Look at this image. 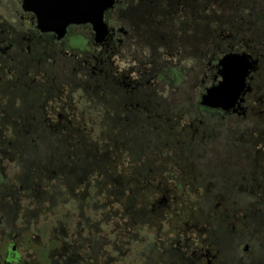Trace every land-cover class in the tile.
I'll return each mask as SVG.
<instances>
[{
	"label": "flooded vegetation",
	"instance_id": "obj_1",
	"mask_svg": "<svg viewBox=\"0 0 264 264\" xmlns=\"http://www.w3.org/2000/svg\"><path fill=\"white\" fill-rule=\"evenodd\" d=\"M4 1L0 0V102L2 86L8 84V75L14 77L12 70L18 71L21 67L29 76L31 68L41 69L43 64L46 67L60 65V72L64 75L71 68V79H59L64 80L62 82L69 88L89 87L93 92L106 90L108 107L112 110L120 107L118 111L126 115L123 119L112 116L110 121L114 125L146 128L152 123L157 124L156 118L162 117H147L144 113L171 112L180 108L186 114L204 112L216 119L235 124L248 122L264 130V0H116L114 8L105 14L108 35L102 43L97 42L89 25L70 26L67 36L59 41L56 35L43 34L38 30L36 16L23 10L22 0H15V3L14 0H8V3ZM9 14L13 15L11 20L7 18ZM239 15L247 17L241 18ZM259 24L261 28H258ZM228 56H246L251 63H256L254 71L249 73L246 88L235 108L224 111L204 107L202 98L222 80L221 62ZM76 76L77 81L74 82L72 78ZM40 77L37 76L38 79ZM37 81L33 80L32 84ZM52 83L45 86L49 95H42L44 103L62 94L57 91L62 86L56 83V79ZM196 90L197 101L194 96ZM50 91L56 95H50ZM30 99L35 98L31 96ZM62 118L59 115V119ZM196 122L202 124L201 121ZM193 127L191 124L190 129ZM235 135L231 133V136ZM160 138H155L158 140L156 149ZM213 138V135L204 140L193 138L184 144L180 152H175V156L184 160H201L208 148L202 151L200 147H206ZM2 141L0 129V156L4 155ZM240 141L241 148L234 151L230 148L238 156L241 166L234 176L239 174L247 181L255 175L264 176V172L254 163L258 157L262 159L256 146ZM149 174L145 173L144 176ZM172 186L175 189H168V186L162 189V185L155 183L144 184L138 191L153 194L154 199L142 202L139 207L142 216L120 219L128 224L129 220L137 218L143 224L146 223L148 210L158 212L153 221L161 220L163 214L164 218L172 216L170 194L180 189L175 183ZM250 186L248 183L244 190L247 191ZM37 187L28 184L25 188L20 184L19 188L14 187V196L12 194L10 197L14 203V219L22 214L25 224L29 226L33 224L36 211L33 209L36 204L35 192L42 188V195L45 196L42 204H36L42 207L37 211L45 214L50 211V207L46 206L53 203L49 185L44 189L43 186H39L40 189ZM128 187V184L122 186L125 196L134 191ZM260 194L252 205L254 214L244 217L245 220L249 219L250 224L262 223L264 191ZM18 202L23 204L21 209ZM205 220L209 221L207 218L201 219ZM201 221L193 226L186 225L185 231L164 239L160 245L156 244V248L146 251L143 254L144 264H264V259L258 258L247 242L242 240L235 248L231 247L229 240H232L234 233L209 231L203 224L205 222ZM91 229L94 231L90 235L96 236L97 224L91 225ZM83 230L71 234L65 224L53 230L52 233L59 236L64 246L59 251L61 260L65 258L66 238L78 237L77 244H87L84 240L86 231ZM12 244L8 256L12 255L14 264H18L19 243L14 238ZM112 244L122 249L127 247L124 240ZM109 260L108 264L121 261L111 257ZM123 263L127 264V258ZM88 264H99L98 257L94 255Z\"/></svg>",
	"mask_w": 264,
	"mask_h": 264
},
{
	"label": "rangeland",
	"instance_id": "obj_2",
	"mask_svg": "<svg viewBox=\"0 0 264 264\" xmlns=\"http://www.w3.org/2000/svg\"><path fill=\"white\" fill-rule=\"evenodd\" d=\"M14 7L16 8L15 5ZM239 16L247 17L246 15ZM11 17L13 15L9 14L7 18ZM261 27L259 24L258 28ZM18 69V71L12 70L14 77L8 75L6 79L8 84L2 86L3 95L0 102L2 125L0 129L3 135L1 145L3 149L11 142L39 141L38 138L50 146L59 142L58 139L52 138L54 134L59 135L65 141L81 142L85 147L97 146L99 152L106 151L110 157L106 167L112 176L122 177L130 186L128 188L138 194L137 207H140L145 199H154L153 194L138 191L146 183L160 184L162 189L166 186L168 189H175L172 186L173 183L180 187L179 190H174V193L170 194L172 216L168 215V218H164L163 214L161 220L153 221L152 225L143 223L134 228L140 245L129 248L131 252L123 250L124 255H129L127 264H144L143 254L150 251L151 246L160 245L164 239L176 236L177 233L186 230V225L193 226L202 218L209 219V221H201L205 222L203 224L209 231H220L227 234L232 232V235L234 233L232 240H229L232 242L231 247L235 248L243 240L250 245L252 252L258 258L264 259V215L260 225L250 224L249 219H244L245 216L254 214L252 205L256 203L255 198L261 196L260 193L264 191V176L255 175L248 181L239 174L235 177L236 171L241 166L238 156L233 152L241 148L240 140L256 146L262 159L259 160L258 157L254 163L256 162L257 168L264 172V130L252 123H230L227 120L211 117L204 112L192 111L186 114L180 108L171 112L164 110L152 112V114L144 113L147 117L153 115L162 117V119L156 118L157 124L152 123L149 127L141 128L146 132H152L155 138H161L158 149L138 152L128 141L129 130L127 128L122 130L120 125L110 123L112 116L123 119L126 115L118 111L120 107L115 110L108 107L106 90L93 92L89 87L69 88L62 82L64 80L59 81V79L68 77L71 79L72 76L69 75L71 68L64 75L61 73L60 65L46 67V64H43L41 69L31 68L29 76L21 67ZM38 75L42 77L38 79ZM53 79H56V83L62 86L57 88V91H61L62 94L60 96L57 94L58 97L44 103L42 95H49L46 85L53 84ZM72 79L76 82L77 76ZM33 80H38V83L33 85ZM54 94L56 95L51 92L50 95ZM197 94L196 90L195 101H197ZM30 95L35 99H30ZM59 115L63 117L62 120L59 119ZM196 120L201 121L202 124ZM59 122L62 123L59 124ZM191 124L194 126L192 129H190ZM138 128L134 126L132 133L137 132L135 139L137 144L141 145L139 148H143L146 145L143 139L145 135ZM231 133L236 135L231 136ZM212 135L214 138L212 141L209 140L211 143L206 147H200L202 151L208 148L203 159L184 160L175 156V152H180L184 144L189 143L193 138L204 140ZM156 141L154 146H150L151 149L158 143V140ZM37 145L35 148H38ZM49 146L47 145L40 153L18 155V153L9 152L0 156V264H4L7 259L14 238L19 243L18 249L21 257L19 264H37L34 224L26 225L22 214L18 216L17 213L18 217L14 219V203L10 197L12 194L14 196V187L19 188L21 181L27 179L25 173L29 169H34L36 166L44 167L45 163L47 166L48 159L55 156L53 152L55 147ZM195 147L198 148V146ZM161 152L167 154L161 155ZM21 157L24 158L22 165L19 161ZM145 164L150 167V174L137 176L136 171ZM47 183V180L43 179V189L48 185ZM94 183L96 184L97 181ZM248 183L252 185L250 187L253 190L250 187L247 191L244 190ZM56 192V197H54V200L58 202L56 208L52 206L53 211L50 210L45 214L38 212L39 218L40 216L46 219L61 217L60 220L54 221L55 225L50 228L51 233L47 237H52L53 230L60 227L58 224L60 222L66 225L67 231L71 234L75 233V230L82 232L83 229L80 228H85L86 223L89 226L97 224V235L103 237L106 243H116L120 239L117 234L113 233H120L125 223L116 221V216H121L122 212L114 197H108L98 190L88 189L86 191L88 195L84 199L91 196L94 200L93 204H97L98 209L90 210L83 206L80 210V203L73 200V197L66 193L60 185L57 186ZM74 194L82 198L84 193L76 189ZM49 195L53 197L54 193ZM131 196L132 193L125 197ZM18 206L21 209L22 202H18ZM37 207L36 204L33 206L34 211L38 210ZM46 207H51V204L49 203ZM10 210L13 212L10 213ZM170 216L172 218H169ZM216 217L223 220H212ZM39 221L43 222V220ZM85 229L83 231L87 230ZM124 235L125 237L122 236V238L127 236L130 238L133 234L124 232ZM115 248L121 249L120 246H115ZM243 248L244 245H242V250ZM125 257L122 258V262Z\"/></svg>",
	"mask_w": 264,
	"mask_h": 264
},
{
	"label": "trees",
	"instance_id": "obj_3",
	"mask_svg": "<svg viewBox=\"0 0 264 264\" xmlns=\"http://www.w3.org/2000/svg\"><path fill=\"white\" fill-rule=\"evenodd\" d=\"M111 123V121H110ZM129 130L130 138L128 141L133 144L135 151L138 152H144L143 150H139V147L141 145L137 144V141L135 139L136 133H132L134 127L131 128V126L126 127ZM121 129H125V127L121 126ZM138 130L145 135L144 142L145 146V152L154 150L151 149L150 146H154L155 144V137L153 136L152 132H146L143 129ZM23 137V136H22ZM27 137V136H25ZM52 138L58 139V143H53L55 147V156L48 159V164L46 166V163L42 166H36L34 169H29L25 173V177L27 179L21 181V185H23L25 188L27 185H33L38 186L37 189H40L39 186H42L43 179L47 180V184L49 185L48 189L50 190V193H54L53 197L51 196V207L49 208L51 211H53V207L56 208L58 202L54 200V197H56L55 194H57V186H61L62 189L68 193L70 196L73 197V200L75 199L78 204L80 203V210L83 209V206L87 209H98L97 204H93V198L91 199V196L88 199H84L88 194L86 191L88 189L98 190L100 193H105L108 197H114L115 201L119 203L121 216H116V221L120 223L122 221L120 218L122 217H138L142 216L140 212V208L137 207V197L138 194H136L135 191L132 192V196L129 198L125 197V192L122 189L123 185H126L123 178H114L112 174L107 169V164L109 163L110 157L108 156L107 152H99V148L96 146L91 147H85L81 142L73 143L70 141H65L60 138L59 135H53ZM39 141H31L27 140L26 142H11L7 145L6 148H2V153L6 154L9 152H14L20 154H30V153H40L44 151L46 146L49 144L42 142L40 138H38ZM41 141V142H40ZM38 144V145H37ZM35 145L38 146V148H35ZM50 145V146H51ZM49 146V147H50ZM23 157L19 159L21 162L20 165L23 164ZM150 167L148 164H145L143 167H140L138 171H136V175L140 176L145 173L150 172ZM97 181L95 184L94 182ZM50 182V183H49ZM76 189H80L81 192H83V197L79 198V196L76 197V194H74ZM42 188L38 190V192H35V198L36 204H42V201L44 200V197L42 195ZM53 206V207H52ZM42 207H38L37 209H41ZM39 211H35V215L33 217V224H34V230H35V250L36 257H37V264H88L93 259L94 255L98 257L99 264H108L110 261V257L113 259L122 260V258L125 256L123 251L124 249H117L113 244L106 243L104 241V238L96 235L91 236L90 232L92 231L91 226H89L87 223L85 224L86 230V236H84V240L87 242V244H77L79 242V238H72L68 237L66 238L65 246L66 251L64 252L65 258L63 260L59 257V251L61 250L63 246V243L59 236L57 234H52V237H47L50 235L51 230L55 224L54 221H58L61 219L60 216L55 217V219H46V217L39 218ZM158 214V212L155 210L154 213L151 211L146 212V219L145 222L148 225L153 224V219ZM151 218V220H149ZM39 220H43L42 223H40ZM130 223L125 224L127 227L121 228L120 233L114 232V235H118V238H120V241L127 242V248L125 250H129L131 252V248L137 247L140 245L139 240L135 236L134 228L139 227L142 225V222H138V219L135 218V220H129ZM155 222V220H154ZM59 226H62V223H58ZM57 224V225H58ZM82 224H80L81 226ZM82 227V226H81ZM58 230V229H57ZM76 231V230H75ZM74 231V232H75ZM93 232V231H92ZM124 232L131 233L132 236L128 238H122V236L125 237ZM39 234V235H38ZM83 241V239H81ZM93 242V244H91ZM95 242V244H94ZM130 248V249H129ZM156 248V245L151 246V249ZM114 252V253H113ZM128 252V251H127ZM112 253L114 255H112ZM113 256V257H112ZM129 255H126V258H128ZM17 260H19L21 257L20 255L17 256ZM125 258V260H126ZM14 262V258L7 257L4 264H10ZM21 263V261H18V264ZM117 264H126L123 262H119Z\"/></svg>",
	"mask_w": 264,
	"mask_h": 264
},
{
	"label": "water",
	"instance_id": "obj_4",
	"mask_svg": "<svg viewBox=\"0 0 264 264\" xmlns=\"http://www.w3.org/2000/svg\"><path fill=\"white\" fill-rule=\"evenodd\" d=\"M23 10L32 12L37 28L43 34H54L59 41L67 36L70 26L89 25L98 43L108 35L105 14L113 9L116 0H22ZM256 63L246 56H228L222 62V80L202 98V106L229 111L238 104L246 88V79Z\"/></svg>",
	"mask_w": 264,
	"mask_h": 264
}]
</instances>
